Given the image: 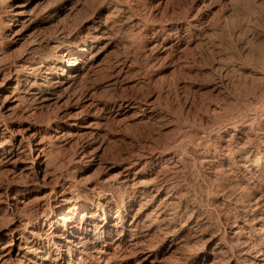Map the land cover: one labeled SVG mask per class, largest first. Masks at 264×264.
Listing matches in <instances>:
<instances>
[{"label":"bare ground","instance_id":"obj_1","mask_svg":"<svg viewBox=\"0 0 264 264\" xmlns=\"http://www.w3.org/2000/svg\"><path fill=\"white\" fill-rule=\"evenodd\" d=\"M90 1L0 0V197L6 202L3 210L9 218L0 223V264H167L169 251L174 255L189 241H201L204 223L197 216L198 205L191 208L196 220L177 226L186 205L184 195L177 167L170 172L164 168L180 162L188 150L186 137L195 142L192 147L199 163L209 171L240 174L252 180L254 188L264 181V102L258 96L259 101L255 98L256 104H250V113L242 106L214 122L213 138L202 129L188 136L186 128V135L173 143L143 147L127 156L126 165L110 179L84 183L79 178L80 183L72 175V169L60 159L56 141L86 134L91 140L101 136L105 108L95 91L88 90L85 79L97 71L100 55L110 47L106 40L112 38L115 24L126 22L129 13L135 12L123 0H97L95 9L88 10ZM85 10L91 14L78 26L64 23L41 33L61 13L69 17ZM123 13L126 17L117 21ZM147 18L142 25L143 19L130 21L138 26L135 32L162 38L160 43L170 56L183 50L188 37L201 33L200 8L188 9L176 22L151 20L147 24ZM7 41L10 45L22 42L24 49L9 55ZM118 66L122 71L130 63L120 61ZM118 106L120 115L143 110L134 99L122 100ZM45 108L54 109V117L38 115ZM149 112L155 117L159 114L155 107ZM13 116L18 119L17 127L8 123L14 122ZM61 122H69L70 130L53 133L54 125ZM152 188L156 193L147 199ZM162 192L165 195L159 198ZM248 196L239 194L233 202L239 213L223 221V231L217 230L207 240L219 239L213 251L197 252L191 264H204L208 257L215 260L219 254L222 264H264V236H260L264 192L259 197ZM139 197L146 207L131 214ZM152 202L155 205L149 207ZM132 258H137L135 263H129Z\"/></svg>","mask_w":264,"mask_h":264},{"label":"rangeland","instance_id":"obj_2","mask_svg":"<svg viewBox=\"0 0 264 264\" xmlns=\"http://www.w3.org/2000/svg\"><path fill=\"white\" fill-rule=\"evenodd\" d=\"M98 1H90L87 9H95ZM122 3L130 4L135 12H128L131 17L125 19L126 22L115 24L112 38L106 40L111 42L110 47L100 55L101 61L97 71L85 79L88 80L85 81L88 90L95 91L96 99L105 108L101 113L104 121L102 134L99 139L96 138L97 141L91 140L88 134L83 135V138H61L56 141L60 159L65 161V166L68 165L72 169V175H75L80 183H86L85 180L88 182V179L95 182L114 177L113 174L126 165L127 156L141 152L143 147H163L173 143L180 136L186 135V128L190 130L188 136L202 129L212 133L210 135L213 138V125L221 118H226L230 111L235 112L236 108L246 106L248 114L251 111L249 108L256 104L258 99L260 103L264 102V0H123ZM192 7L202 11L201 33L188 37L183 50L171 56L163 49L164 43H160L162 38H152L151 32L145 35L139 31L137 34V24L132 26L130 22H137L136 20L142 17L139 19H143L140 25L145 24L147 15V24L153 22L151 20L176 22ZM88 10L69 17L61 13L48 23V27L41 29V33L64 23L78 26L86 15L91 14ZM145 14L146 17L142 16ZM125 15L123 13L117 21L126 17ZM6 43V51L13 55L24 49L22 45L25 42L12 45L10 41ZM127 60L130 68L125 67L124 71H119V62ZM256 96L260 98L257 99ZM126 99L137 100L144 111L136 108L128 114L120 115L117 112L118 104ZM152 107L159 110L156 117L149 112ZM45 109L38 111V115L44 118L54 117V109ZM13 118L14 122L8 123L17 127L18 119L15 116ZM69 130V122H61L57 127L54 125L52 131L63 134ZM185 139L188 150L183 152L180 162L176 165L167 164L164 168L170 172L177 167L179 189L184 195L186 205L182 215L176 220L177 226L191 219L196 220L194 214H191V208L198 205L201 211L199 210L197 216L199 219L203 217L201 220L204 223L201 227L204 231L201 240L203 242L191 240L192 242L189 241L185 248L174 255H170L169 251L167 264H191L197 252H212L219 239L207 240L217 234V230L220 229L221 232L224 228L221 225L225 226L227 218L232 219L239 213V208L234 211L236 207L233 204L239 194L244 192L253 198L264 192V181L262 185L254 188L252 180H246L240 174H227L222 172L223 170H220V173L217 170V173L203 167L199 163L196 149L192 147L195 142L189 137ZM84 149L92 152L84 154ZM152 189L145 196L147 199L156 193V188ZM235 192L240 193L236 195ZM164 195L165 192H162L159 198ZM2 198L0 197V223H5L9 218L3 210L6 202H2ZM142 200L144 199L139 197L134 201L130 208L131 214H135L141 207H146ZM152 205L155 203L149 207ZM229 206L231 211L228 210ZM231 227L227 228L228 234H231ZM262 233L261 237L264 236V230ZM157 238L154 239L155 244H158L160 239ZM6 239L9 241L11 238ZM163 248H167V245L164 244ZM217 257L215 260L212 256L208 257L204 264L219 260L221 263L219 261L217 264H222L223 256L219 254ZM137 258H132L129 263H135Z\"/></svg>","mask_w":264,"mask_h":264}]
</instances>
